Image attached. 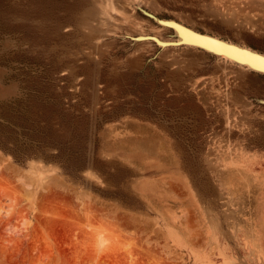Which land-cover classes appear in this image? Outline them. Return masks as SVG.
<instances>
[{"label":"rangeland","instance_id":"1","mask_svg":"<svg viewBox=\"0 0 264 264\" xmlns=\"http://www.w3.org/2000/svg\"><path fill=\"white\" fill-rule=\"evenodd\" d=\"M142 11L264 54V0H0V264H264V76Z\"/></svg>","mask_w":264,"mask_h":264},{"label":"water","instance_id":"2","mask_svg":"<svg viewBox=\"0 0 264 264\" xmlns=\"http://www.w3.org/2000/svg\"><path fill=\"white\" fill-rule=\"evenodd\" d=\"M144 15L152 19L158 25H164L166 29L170 31V39H173V44H179L180 46L196 47L207 51L212 57H221L232 61L236 65H240L243 68L250 69L249 71L264 76V54L255 51L251 48L240 46L231 42H227L223 39L214 38V36L195 32L185 25L179 24L172 19H160L151 14L142 11ZM164 21V22H162ZM175 26L182 28L189 36L182 38L179 34H176ZM134 38L133 40H135ZM264 104V100H259Z\"/></svg>","mask_w":264,"mask_h":264},{"label":"bare ground","instance_id":"3","mask_svg":"<svg viewBox=\"0 0 264 264\" xmlns=\"http://www.w3.org/2000/svg\"><path fill=\"white\" fill-rule=\"evenodd\" d=\"M162 22H164V21H162ZM180 24V23H179ZM182 25V24H181ZM162 27H164L165 28V26L164 25H162ZM175 28V30H176V34H179V36H181L182 38H186V37H188L189 38V36H188V34L182 29V28H180V27H178V26H175L174 27ZM191 29V28H190ZM193 30V29H192ZM193 31H195V30H193ZM196 32V31H195ZM151 37V38H150ZM135 38V37H134ZM133 38V39H134ZM215 38V37H214ZM149 39H151L153 42H155L159 47H161V48H166V47H170V46H180L178 43L177 44H173L172 42H174V40H167V39H164V38H162V37H159V36H151V35H148V34H142V35H139L138 36V38H136L134 41H135V43H137V42H139V41H148ZM193 48H196V47H193ZM202 50V49H201ZM203 52H206L207 53V51H204V50H202ZM210 55V54H209ZM211 56V55H210ZM215 57H217V56H215ZM215 57H213V58H215ZM218 58V57H217ZM219 58H221V57H219ZM223 59H225V58H223ZM226 61H229L230 63H232V64H234L232 61H230V60H228V59H225ZM234 65H236V64H234ZM238 67H242V66H240V65H237ZM246 69V68H245ZM248 70V69H247ZM250 70V69H249Z\"/></svg>","mask_w":264,"mask_h":264}]
</instances>
